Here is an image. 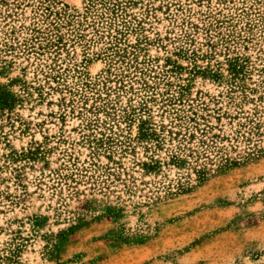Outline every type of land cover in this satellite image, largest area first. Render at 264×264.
<instances>
[{"label":"rangeland","instance_id":"374dc122","mask_svg":"<svg viewBox=\"0 0 264 264\" xmlns=\"http://www.w3.org/2000/svg\"><path fill=\"white\" fill-rule=\"evenodd\" d=\"M0 264H264V0H0Z\"/></svg>","mask_w":264,"mask_h":264},{"label":"trees","instance_id":"16d2710c","mask_svg":"<svg viewBox=\"0 0 264 264\" xmlns=\"http://www.w3.org/2000/svg\"><path fill=\"white\" fill-rule=\"evenodd\" d=\"M114 5H117V10H119V6H121V3L120 2H116V4ZM149 135H151V132L149 133L147 130L145 131H142V137H149Z\"/></svg>","mask_w":264,"mask_h":264}]
</instances>
